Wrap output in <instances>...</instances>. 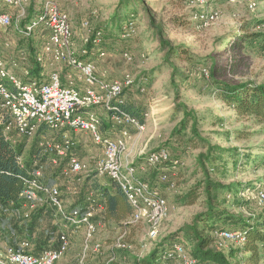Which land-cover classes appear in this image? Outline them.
<instances>
[{"label":"rangeland","instance_id":"1","mask_svg":"<svg viewBox=\"0 0 264 264\" xmlns=\"http://www.w3.org/2000/svg\"><path fill=\"white\" fill-rule=\"evenodd\" d=\"M30 1L31 14L32 10L35 13L39 11L47 0ZM53 1L71 19L76 53L81 56L88 49L84 59L94 63L98 76L107 81L121 80L126 75L134 78L135 84L125 91L124 101L125 104L142 110L146 131L137 133L132 128L128 129L130 139L123 163L129 164L139 179L152 185L166 199L169 209L168 216L159 226L156 239L150 238L149 229L144 224L125 227L124 221L121 225H107L103 218L97 220L99 227L94 240L102 247L99 252L91 250L88 253L87 264H107L112 257H115L114 264H135L160 244H165L166 248L181 244L189 251L191 242L186 240L184 233L181 235L182 241L178 239L174 243L172 235L191 225L197 215L207 211L204 188L200 186L204 181L200 160L209 152V146L237 150L238 153L233 152L234 156L224 153L215 163H208L211 171L215 169L211 177L224 187L242 184L246 189L239 195L245 200L230 203L226 201L229 192L220 190L219 198L224 207L235 217L245 220L264 212V205L260 206L255 201V190L252 189V186L264 185V125H257L250 118H240L220 99L217 85L208 81L201 73V69L213 64L217 69L224 70L233 64L237 65L236 71H223L220 81L232 84L264 83V54L257 44H243L235 50L229 48V44L235 42V35L264 33V0H207L204 6L191 0H144L158 22L168 29L166 37L174 47L184 46L188 49L190 59L186 57L183 60L166 58L157 30L142 18L136 19V30L130 32L131 38H121L116 21L125 18L126 10L122 12L121 20H113L120 0ZM252 3L256 4L253 9L250 8ZM0 13L9 14L13 19L10 28L0 29V58L7 62L12 74L26 82L29 80L27 71L30 69V62H26V59L29 55L31 61L34 55L29 48L32 44L17 29L19 25V29L23 28L25 20H22L20 11L13 7L1 5ZM197 14H208L209 20L200 22L195 19ZM86 21L89 22L88 27L83 26ZM99 29L104 31L105 41L98 47L90 46L95 31ZM46 36V32H36L33 38L35 51H41ZM102 51L105 57L100 56ZM125 53L131 55L130 63L125 60ZM172 64L181 70L175 83L172 82ZM54 72L62 74V77L71 75L78 87L83 85L78 73L64 64H48L43 80H48ZM177 105L185 106L189 113L195 114L200 138L191 134L192 123H189L185 134H177L175 129L184 118L183 113L177 110ZM93 112L101 119L102 124L111 121L110 114L103 108L93 109ZM121 131L112 128V133L117 135ZM65 136L76 142L74 149L65 157L45 154L41 150L43 160L39 159L32 167L33 173L41 169V178L60 189L61 200L69 211L79 199L85 201L87 196H95L91 190L95 181H108L96 176L97 165L103 159L102 149L93 143L89 135L75 132L62 134L44 130L31 138L14 135L13 140L17 146L23 144L22 159L26 161L28 158L36 159L35 151L40 149L41 143L53 145L54 141L62 142ZM161 150H167L171 159H179L175 171L167 172L170 184L160 180L158 174L153 180L147 172L150 168L147 162L149 156ZM237 155H250L254 160H242L235 171L232 162ZM70 156L79 158L87 166V171L79 175L70 174ZM224 164L230 167L221 174ZM194 190L200 195L198 202L192 206L185 205L184 197ZM37 207L43 214L37 216L32 213L27 221L18 211L0 207V253L15 247V241L28 238L29 235L41 243L51 234L53 239L61 232H68L71 247L68 257L63 261L65 264H75L83 250L85 230L66 227L65 221H62L45 198L38 201ZM226 228L234 229L231 226ZM126 231L128 248L118 249L117 241ZM222 246L219 247L233 248V245L225 242H222ZM240 257L243 259V256ZM231 262L234 263L235 260ZM172 264L184 263L173 261ZM260 264H264V259Z\"/></svg>","mask_w":264,"mask_h":264},{"label":"built area","instance_id":"2","mask_svg":"<svg viewBox=\"0 0 264 264\" xmlns=\"http://www.w3.org/2000/svg\"><path fill=\"white\" fill-rule=\"evenodd\" d=\"M193 3L205 5L207 0H191ZM1 5L13 7L20 11L22 20L27 19L28 10L31 6L30 0H0ZM255 3L250 5L253 9ZM207 14H197L195 19L204 22L209 20ZM213 19V18H212ZM13 19L9 14L0 13V29H8L12 26ZM84 27L89 22H84ZM18 31L24 38L31 37L36 31L46 32V40L41 51L36 56V61L45 69L48 64H64L79 75L82 86L78 87L73 77L67 76L68 85L64 86L62 74L54 72L48 80L24 83L12 74L7 62L0 58V129L7 141L16 144L14 135L21 137H33L42 125H46L53 133H81L89 135L96 146L103 151V159L97 165V178H108L115 181L128 198L134 208V215L129 221L124 222L125 227L144 224L149 229L151 239H156L161 222L168 216L169 209L165 198L152 188L148 183L134 175L130 165H124L123 156L127 150L130 139L129 128L137 133L146 131L145 124L131 116L125 111L124 93L131 89L135 80L126 75L121 80L107 81L97 75L96 66L93 62L85 60L87 50L83 55H78L74 49L73 28L71 19L67 13L62 11L53 0L43 3L34 18ZM100 38L93 43L100 45ZM105 57V53H100ZM125 60L130 63L131 55L124 54ZM103 108L110 114L113 128L121 129L119 136L113 138L105 135L102 130L101 119L93 112V109ZM54 141V140H52ZM76 142L64 137L62 142L54 141L53 145L40 144V151L45 154L53 153L57 157H65L70 150L74 149ZM170 160L167 150H161L149 156L148 166L153 167ZM179 161H175L177 167ZM70 174L79 175L87 171V166L77 157H69ZM42 173L38 169L26 183L22 198L25 201L27 212L37 210L38 201L42 198L61 216L66 227L71 229H84L85 240L83 250L78 256L75 264H87L88 253L91 250L99 252L100 244L95 242L98 233V224L93 221L95 200L92 196L88 198L86 209H72L67 211L61 200L60 189L56 186H47L40 180ZM162 181L167 182V175L162 176ZM172 186V184H171ZM255 201L264 205V185L255 190ZM99 209H102L99 206ZM124 232L117 241V248H126ZM219 239L224 243L241 246L245 242L244 235L236 230H227L219 234ZM70 236L66 232L59 235V246L56 249H47L36 255L33 253L32 245L27 240H22L15 247L7 248L0 257V264H59L61 263L71 247ZM164 260L181 259L184 264H196L187 256V251L180 244L166 251ZM115 261L112 257L107 264Z\"/></svg>","mask_w":264,"mask_h":264},{"label":"trees","instance_id":"3","mask_svg":"<svg viewBox=\"0 0 264 264\" xmlns=\"http://www.w3.org/2000/svg\"><path fill=\"white\" fill-rule=\"evenodd\" d=\"M30 9L31 6L28 10V17L25 19L24 25L28 24L36 14L33 10L30 14ZM124 10H126V15L125 18L121 20L123 14L122 12ZM137 18H142L144 21L149 22L150 26L157 30L160 46L163 51L166 52L167 59L179 58L180 60H183L186 57L187 59H190V57H188L189 51L186 47H174L173 43L167 39L166 34L168 29L163 23L158 22L144 0L119 1V7L116 14L113 16V20H121L119 22L116 21V25L119 27V31L121 32V38H131L130 32H134L136 30L135 21ZM257 27H259V25ZM36 32L31 37L26 38L28 42L32 44L29 48L34 56L31 61H29V55L26 59V62H30V69L27 71L29 80L24 83H30L32 81H45L43 80V73L45 69L36 61V56L39 53V50L36 49L35 51V47H33V38ZM242 34H244V32H242ZM98 36L101 40L100 45L105 41L106 35L102 29H99L95 31L92 40L89 43L90 46L93 45L94 47H97L94 45L93 41L98 38ZM235 36V42L229 44L230 50L241 48L243 44L248 46L257 44L261 52L264 54L263 32ZM171 67L173 74L172 82L175 83L176 77L181 74V70L173 64ZM236 69L237 65L233 64L229 65V67L225 70L217 69L216 65L213 64L211 67L201 69V73L204 78L217 85L220 99L232 108L240 118H250L256 122L257 125H264V83L257 84L254 82H246L232 84L227 81H220V79L223 78V71L235 72ZM176 108L184 115L183 120L175 129L177 134H185L189 123H192L191 134L196 138H200L198 135V122L195 118V114L189 113L187 108L182 105H177ZM124 109L130 113L132 117L144 124V116L141 109H137L135 106L129 104H126ZM44 130H49L46 125H42L38 133H41ZM120 130L121 129H119V131ZM203 142L206 141L203 140ZM23 150V144L17 146L16 144L7 141L2 129H0V207H8L12 208L14 211H18L21 213L22 218L27 221L32 213H36L37 216L43 214L41 209H37L30 213L29 218H26L25 214L27 209L25 207V201L22 198V193L25 190L26 183L34 174V168L32 167L33 163L36 164L39 159L42 161L43 158L40 156L41 152L39 149L35 151L36 159L33 157V159L28 158L24 161V159H22L24 153ZM208 151L207 155L202 157L204 159L200 160L202 173L204 175V181L200 186L204 188L207 211L197 215L191 225H188L184 227L182 231H178L173 234V243L178 239L182 241L181 235L184 233L186 240L191 242V248L187 251V256L194 260L196 264H260V262L264 259V212L254 216L253 218H248L247 220L239 219L238 217L232 215L228 209L224 207L225 205H223V202L220 200L219 191L225 189L229 192L226 196V201L228 203L232 201L234 202L235 200L243 201L244 198L239 195L246 191L244 185L231 184L228 187H224L222 183H219L211 177V173L215 169H212L211 171L210 168H208V163H210V161L215 163L217 158L221 159V156L224 153L234 156L233 152L238 154L237 150L232 151L231 149H220L218 147L212 148L209 146ZM214 152H219L221 154L217 155ZM245 159L247 161L254 160L250 155L243 157L241 155H237L233 158V170L236 171L237 168H239L238 166L242 164V160ZM175 161H179V159L170 158L168 162L150 167L147 172L153 180L156 178L157 174L161 180L162 176L167 175V172L175 171ZM226 164L221 167V170L223 171L221 174L225 173L229 169L230 166ZM231 174L234 175L235 173ZM42 178L40 177V180L43 184L50 187L52 186L51 182ZM143 181L146 182L145 180ZM166 183L170 184L171 181L168 179ZM260 185L263 184L252 186V189L257 190ZM151 187L154 188L152 185ZM91 188V190L95 193V196H93L94 194L92 195V199L95 200V204L93 205V208L95 209V217L93 218V221L96 224H98L96 221L102 220V218L104 223L107 225H121L123 221L125 222L131 220L134 215V208L131 206L127 196L115 181L111 179H108L106 183H96L95 181ZM89 197L90 196H87L85 201H83L82 198L79 199L77 202V205L79 206L78 209H86L90 206V203H88ZM199 198L200 195L197 194L196 190L191 191L184 197V204L192 206L198 202ZM83 202H85V205L82 207ZM99 206H101L102 209H99ZM229 226L234 229L226 228ZM16 227L19 228L18 226ZM227 230H236L241 232L245 237V242L241 246L231 244L233 245L232 249H221L219 246H222V242H218V240H220L219 234ZM59 235L60 234H57V243L53 249H56L59 246ZM51 238L52 234L45 238L41 243H38L33 239L32 235H29L28 238L18 239L15 242L19 243L22 240L29 241L32 247L34 246L33 253L38 255L42 250H47L46 248L48 243L52 242ZM124 242L126 244V248L124 249H127L128 243L126 238ZM173 246L166 248L165 244H160L155 247V249H153L147 257L136 261L135 264H172L173 261L179 262L181 259H163L164 253L171 250ZM48 249H51V247ZM3 254L4 253H0V257L3 256ZM240 256H243V259ZM231 260H235V262L232 263ZM114 263L115 262L113 261L111 264Z\"/></svg>","mask_w":264,"mask_h":264},{"label":"crops","instance_id":"4","mask_svg":"<svg viewBox=\"0 0 264 264\" xmlns=\"http://www.w3.org/2000/svg\"><path fill=\"white\" fill-rule=\"evenodd\" d=\"M62 82L64 83V85H68V81H67V77L66 76H64V77H62ZM112 128H113V125H112V121H107V123H103V127H102V130H103V132L105 133V135H107V136H109V137H113V138H115V137H117V136H119V135H117V134H115V133H112ZM90 196H92V194L90 195ZM79 201V200H78ZM77 201V202H78ZM75 203V207L73 208V209H76V207L78 208L79 206L77 205L78 203ZM77 205V206H76ZM85 205V202H83V204H82V207ZM69 211H71V210H69ZM54 224H56L57 225V223H54ZM55 225V226H56ZM54 226V227H55ZM54 227H52V228H54ZM57 236L55 237V238H51V241H53V242H50V243H48V245H47V248L46 249H48V248H54V246L56 245V241H57ZM33 248V250H34V246L32 247ZM45 250V249H44ZM43 251V250H42ZM41 251V252H42ZM40 252V253H41ZM68 255L69 254H67L66 256L68 257ZM66 258V257H65ZM59 264H65L64 263V261H62L61 263H59Z\"/></svg>","mask_w":264,"mask_h":264}]
</instances>
